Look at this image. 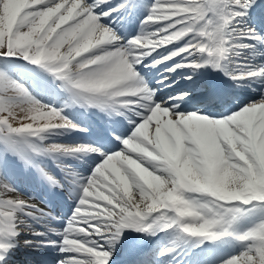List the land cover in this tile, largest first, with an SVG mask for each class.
I'll use <instances>...</instances> for the list:
<instances>
[{
  "label": "snow or ice",
  "instance_id": "snow-or-ice-1",
  "mask_svg": "<svg viewBox=\"0 0 264 264\" xmlns=\"http://www.w3.org/2000/svg\"><path fill=\"white\" fill-rule=\"evenodd\" d=\"M141 8L138 34L121 33L118 18L134 21ZM260 55L264 0H0V264L21 247L55 248L56 264H264ZM16 62L35 87L7 66ZM209 68L259 99L202 111L224 98L204 78ZM143 69L155 70L154 83ZM48 93L65 99L45 102ZM71 107L107 118L96 139L48 142L89 132L68 118ZM84 157L87 175L64 163ZM17 162L69 187L75 203L63 228L32 227L49 213L9 182Z\"/></svg>",
  "mask_w": 264,
  "mask_h": 264
},
{
  "label": "bare ground",
  "instance_id": "bare-ground-1",
  "mask_svg": "<svg viewBox=\"0 0 264 264\" xmlns=\"http://www.w3.org/2000/svg\"><path fill=\"white\" fill-rule=\"evenodd\" d=\"M127 17V16H126ZM124 18V17H123ZM129 20H130V17H127ZM131 22V21H130ZM131 24V23H130ZM134 27V26H133ZM121 32V31H120ZM155 71V70H154ZM203 72H204V78L205 79H208V81H210V82H212L213 84H215L216 86L218 85V84H216L214 81H218V83H220L219 84V86L221 87V82H227V80H228V77H226L222 72H216V75L215 76H211V75H209V73L207 72V70H203ZM142 75L144 76V78L145 79H150L153 83H154V78H158V74L156 73V72H153L152 73V71L151 72H147V69H145V73H142ZM235 83L236 82H233V87H234V89L236 90L235 92L236 93H243V92H252V90H249V89H246L248 86H246V84H245V82H241V84H240V86H235ZM218 87V86H217ZM246 87V88H245ZM249 88V87H248ZM251 89V88H250ZM166 91V89L165 90H163V92H165ZM162 92V93H163ZM58 99L57 100H55V101H62L63 100V95H61V94H58ZM224 97H227V99H229V101L231 100V103L232 104H234L235 102H234V95H226V94H224ZM47 100H49V101H53L54 100V97L51 95V96H48L47 97ZM222 103H224V99H223V101H216V102H214V104L215 105H213V106H208V105H206V106H203V107H205L204 109H206V107H211V108H213V107H215V106H217V105H220L221 106V104ZM227 103H228V101H227ZM198 106H200V105H198ZM200 108H202L201 106H200ZM68 110H70V113L72 114V116H70L71 118H74L73 116H77L79 119H80V112L78 111V110H76V109H74V107H71V108H68ZM96 112V111H95ZM100 116H103V114H100V113H98ZM97 114V112H96V115H98ZM19 118H22V119H24L22 116L21 117H19ZM117 121H121V122H123V123H125L126 124V121H123V118L122 117H116L115 118ZM87 123V122H86ZM72 134H75V132H72ZM56 139H62V140H69V139H72V137L70 136V134H67V135H63V136H59L58 138H56ZM67 144H69V143H67ZM12 159H14V158H12ZM16 166H18V167H21L20 169H19V171H21V170H24V171H28V172H34V177H35V175H36V172H35V170L34 169H31V168H28V169H25L24 167H23V165H21V164H19L18 162L15 164ZM79 165L81 166L80 168H79V170H84L85 168H86V165L85 164H83L81 161L79 162ZM52 173H54L55 174V172H52ZM81 174H83L84 175V173L83 172H80ZM11 177H12V181L14 182V184L18 187V191L21 193V194H23V195H25V196H31L30 195V193L28 192V187H25V185H24V187H20L19 185H18V181H19V179H21V178H19V176H17L16 177V175L15 174H12L11 175ZM24 181V180H23ZM69 191V190H68ZM68 191L67 192H65L66 194H65V196H66V207L68 208V211L71 213V209H72V207L74 206V203H75V201L73 200V199H71L69 196H68ZM33 192L34 193H38V194H40V196H41V194H43V192H44V190L41 188V187H38V189H35V188H33ZM32 197H34L35 198V196H32ZM38 206L39 207H41V205L38 203ZM58 210V209H57ZM32 223V222H31ZM37 224H39V226H36ZM32 227L35 229V230H37V231H42L43 232V230L44 229H46L47 227H52V228H56V229H61V228H63L64 227V225H62V224H59L58 222H53L51 219H49V218H47V217H44V218H42V219H40L39 220V222H35V223H32ZM21 238L22 239H47L46 237H43V238H40V237H33V236H31L29 233H27V232H25V233H22L21 234ZM151 239H153V238H151ZM51 248V247H50ZM28 249H33V248H23V247H21V248H19V249H17V251H18V254H21V255H23L22 253L24 252V251H26V250H28ZM34 249H39L40 250V253L41 254H38V255H36V260H38V261H41V260H47V259H45L44 258V253H42V252H44L42 249V247H40V248H34ZM54 252H55V254H57L56 256H58V255H60L59 253H58V251L55 249V248H51ZM219 249V247H216V250H218ZM18 254H16V257H17V255ZM13 255V254H12ZM24 257H27V256H24ZM10 260H12V259H10ZM25 260H26V258L23 260V259H21V260H19V259H15V261H17V262H20V264H25ZM9 263H11V261H9ZM14 264H17V263H14Z\"/></svg>",
  "mask_w": 264,
  "mask_h": 264
},
{
  "label": "rangeland",
  "instance_id": "rangeland-1",
  "mask_svg": "<svg viewBox=\"0 0 264 264\" xmlns=\"http://www.w3.org/2000/svg\"><path fill=\"white\" fill-rule=\"evenodd\" d=\"M112 2H113V4H116V3H119V0H112ZM141 2H142L143 4H148V5H150V4L152 3V0H141ZM146 14H147V10H146L145 8H141V9L139 10V12H138V19L134 20V25L131 24V27L129 26V28L127 29V30H128V33H123V34H126V35L129 36V37H131V36H135L136 34H138V32H139V30H140V27H141L139 21L142 20L143 17H144V15H146ZM124 18H125V20L122 22V23H124V26H123V27L130 25V23H132V21H133L132 19L129 20L126 16H125ZM121 19H123V17L118 18L119 21H120ZM130 21H131V22H130ZM133 26H134V27H133ZM244 57H249V51H248V50H244V51L241 53V58H244ZM249 58H250V57H249ZM259 60H264V55H260V56L256 57V61H255V62H259ZM7 66H8V67H12V68L15 69V72H16L17 77H18L22 82H25V83H27V84L33 86V87L36 86V82L34 81V79L31 77V75H30L29 73H27V72L25 71L24 66H23V62H16V63L13 64V65H7ZM230 68H231V66H230ZM207 71L209 72L210 75H213L214 73L217 72V71H214V70H212V69H210V68L207 69ZM147 72H148V69H147ZM154 72H155V71H154ZM141 73H145V70L142 71ZM145 80H150V79H145ZM227 81H228L229 83H233V82H234V81L230 80L229 78H228ZM240 84H241V82H240ZM240 84L238 85L237 83H235V86L238 87V86H240ZM246 86H247V85H246ZM246 89L252 90V89H250V87H249V88L247 87ZM166 92H167V90H166L165 92L161 93V94L163 95V94H165ZM252 98L259 99L258 96L256 97V93H254V92L252 91V92L247 93L246 96H244V97H242V98L240 99V102L234 104V105H233L232 107H230V108H234V106H242L244 103H247V102H248L250 99H252ZM45 102H47V101H45ZM234 102H235V100H234ZM55 104H56V103H55ZM211 104H212V103H211ZM57 105H59V104H57ZM206 105H208V104H206ZM213 105H215V104L213 103V104L210 105V106H213ZM65 112H66V114H68V109H66ZM224 112H225V111H224ZM68 118H70L69 115H68ZM22 122H26V121H25L24 119H22V118H18V120H17L16 122H14V124H15L16 126H18L19 123H22ZM64 136H65V135H64ZM58 137H59V136H58ZM58 137H54L52 141H48V142H56V143H62V144H67V143L72 144V141H67V140H62V139H56V138H58ZM44 161H45V159H44ZM81 161H82V159H81ZM91 164H92V161H91L90 165H91ZM153 239H154V238H153ZM217 247H219V249L216 250V251H218V252H227V251L229 250V245H227V244H219V243H218ZM18 256H19L20 258H23L24 255L18 254ZM14 261H15V260H12L11 263H9V264H14V263H12V262H14Z\"/></svg>",
  "mask_w": 264,
  "mask_h": 264
}]
</instances>
